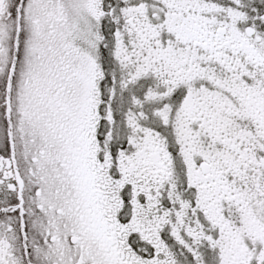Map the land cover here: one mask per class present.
I'll use <instances>...</instances> for the list:
<instances>
[{
	"label": "snow or ice",
	"instance_id": "6c2138e0",
	"mask_svg": "<svg viewBox=\"0 0 264 264\" xmlns=\"http://www.w3.org/2000/svg\"><path fill=\"white\" fill-rule=\"evenodd\" d=\"M0 264H264V0H0Z\"/></svg>",
	"mask_w": 264,
	"mask_h": 264
}]
</instances>
